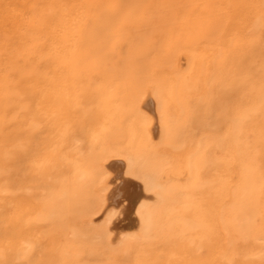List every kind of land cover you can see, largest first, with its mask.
I'll use <instances>...</instances> for the list:
<instances>
[{
    "label": "bare ground",
    "instance_id": "bare-ground-1",
    "mask_svg": "<svg viewBox=\"0 0 264 264\" xmlns=\"http://www.w3.org/2000/svg\"><path fill=\"white\" fill-rule=\"evenodd\" d=\"M42 1L37 107L0 111V264H264V0H216L208 51V1L162 0L120 68L109 20L141 0ZM7 9L5 106L27 30Z\"/></svg>",
    "mask_w": 264,
    "mask_h": 264
},
{
    "label": "rangeland",
    "instance_id": "rangeland-1",
    "mask_svg": "<svg viewBox=\"0 0 264 264\" xmlns=\"http://www.w3.org/2000/svg\"><path fill=\"white\" fill-rule=\"evenodd\" d=\"M25 1V2H24ZM88 1V0H87ZM102 1H104L105 2V0H102ZM112 2V0H108L107 2ZM138 1H140V0H138ZM142 2V4H141V6H144L143 7V10H141L142 9V7L140 6V7H137V8H135V9H137L135 12L133 11V7H132V12H130L129 13V11L130 10H127V11H125V9H123V13L122 14H124L125 12H127V14H128V17H129V15L132 13V15L133 16H131L130 15V18L131 17H134L135 15L134 14H136V18H133V21H136V19H137V22L136 23H133V22H131L129 19L130 18H123V20H122V22L124 21V19L126 20V24H124L123 26H124V29H122L121 30V23L122 22H120L121 21V19H118V21H116V22H113V21H115L116 20V18L115 17H117V16H115V17H112V20L110 19L109 21H111L110 23L111 24H109V25H112L113 23H114V25H117V26H115L114 27V25H113V27L114 28H116L115 29V32H114V30L113 31H111V34H112V37H113V40L111 41V39H108V38H106L107 39V42H108V40L109 41H111V43L112 44H114V46H115V42H117V40H119L118 42H119V45L116 47V49L112 52V53H110V52H108L107 54H106V56L111 60V61H113V62H116L117 64H116V66L118 67V68H120L121 66H122V64H123V62L124 61H127V59L128 60H132V57H134V49H135V46L136 47H138L139 45H138V43H140L139 41L141 40V39H138L141 35H142V33L144 32V30H145V28H146V25L148 24V23H151L154 19H156V17H157V15H159L158 13H157V11H156V8H157V6H158V3H160L162 0H147V1H143V0H141ZM166 3H174L175 2V0H164ZM206 1H208V3H206L205 5H204V7L205 8H203V19H202V27H201V29L203 30V37H204V40H203V42H204V45L206 46V47H204L205 49L204 50H206V49H208V50H210L209 48H211L212 47V42H213V39H214V36H215V26H216V24H217V3L215 2L216 0H206ZM42 0H40V1H38V0H20V3H19V1L18 0H0V4H4L5 6H7V11H10V12H12V13H23V15H24V17H25V22L27 23V25H25V22H24V25H25V27L27 28V30H26V33H25V35H26V37L24 38V43L26 44H23L24 45V48H23V52H22V56H23V69H24V71H25V79H24V82H26V84L23 82V87L26 89H22V90H19V92H21L22 94H18V90H10V92H13V93H10L11 95H14V96H11L10 95V97L12 98H10L9 96H7L8 97V99H6V98H4V99H6V100H4V102L5 103H7L6 104V106L1 102L0 103V111L1 112H4V114H5V111L7 110V109H9V110H7V112H6V114L7 115H17V114H19L20 112V114L19 115H21L22 114V111L24 112H26V111H29V110H33V109H35L36 107H37V98H36V95H37V93H35L36 92V88L34 87V85L36 84V82H38L39 81V79H38V72L36 71L38 68H39V65L40 66H43V65H45V60L43 59V58H39L38 57V53L37 54H35L36 53V51L38 52V50H37V47L35 46V43H37L38 42V40H37V35H36V33L37 32H39V29L38 30H36L35 31V29H37L38 27L37 26H33V25H37V24H35V23H37V21H38V18H37V16H39V14H40V12H39V10H40V8L41 7H39V6H42L43 4H42ZM91 2V1H90ZM13 3H15V4H13ZM23 3H24V5H23ZM25 3H27V4H25ZM37 3L39 4V5H37ZM133 3V1L131 2V3H129V2H127V3H125L124 4V6H123V8L126 6V4H132ZM13 4V5H12ZM18 4V5H17ZM29 4V5H28ZM34 4V5H33ZM110 3H106L105 5H108V7L109 8H111L110 7V5H109ZM2 5H0V7L2 6ZM12 5V6H11ZM15 5V6H14ZM30 5H32V6H30ZM36 5V6H35ZM129 5V7H131ZM18 6V7H17ZM20 6V7H19ZM26 7V9H28L27 10V12L25 11L26 9H23V8H25ZM151 6V7H150ZM23 7V8H22ZM29 7V8H28ZM33 9H32V8ZM37 7V8H36ZM107 6H106V8H108ZM34 8H36V9H38V11L36 10V9H34ZM102 8H105V6L103 7H101V9ZM125 8H128L127 6L125 7ZM150 8H152V9H150ZM32 9V10H31ZM18 10V11H17ZM29 10H30V13H29ZM141 10V11H140ZM148 10H149V12H148ZM125 11V12H124ZM32 12V13H31ZM38 12V13H37ZM140 12V13H139ZM153 12V13H152ZM29 13V14H28ZM37 15H35V14ZM97 13H99V10H96V14ZM137 13L138 14H140V16H138L137 15ZM126 14V13H125ZM127 14H126V16H127ZM0 15H1V12H0ZM30 15V16H29ZM31 15H33L32 17H31ZM121 16V15H120ZM118 16L119 18H121V17H124L125 15H123V16ZM138 17H140L142 20H140V18H138ZM144 17V18H143ZM27 18V19H26ZM33 18V19H32ZM115 20H114V19ZM34 19L36 20L35 21V23L33 22L34 21ZM32 20V21H31ZM130 22H129V21ZM128 21V22H127ZM150 21V22H149ZM32 22H33V24H32ZM118 22V23H117ZM143 22V23H142ZM131 25H130V24ZM133 23V24H132ZM120 24V25H119ZM134 25V26H133ZM142 25H144V26H142ZM28 26H30V27H28ZM31 26H32V28H34V27H36L35 29H32L31 28ZM129 26H131V28L129 27ZM112 26H111V29H114ZM132 27H135V28H133L132 29ZM118 28H120V31H119V29ZM123 28V27H122ZM34 30V31H33ZM32 31L33 32H35V35H34V33H32ZM27 32H29V33H27ZM132 32V34L131 35H129L130 36V38H132V39H130L129 38V36H128V34H130V33ZM135 32V33H134ZM28 34H30L29 36H28ZM34 36V38H33V36ZM38 34V33H37ZM1 36H0V44H2V41L6 38V36L4 35V37H3V35H2V32H1V34H0ZM16 35V34H15ZM14 35V36H15ZM117 37H116V36ZM124 35H125V38H124ZM32 36V37H31ZM128 36V37H127ZM133 36V37H132ZM30 37V38H29ZM135 37V38H134ZM4 38V39H3ZM32 38V39H31ZM28 39H30V40H32L33 41V39L34 40H36L35 42L33 41V43H32V41H29ZM136 39V40H135ZM13 40H15L14 38H13ZM132 40L134 41H136L135 43L134 42H132ZM30 42H31V44H30ZM123 42V43H122ZM133 43V44H132ZM11 44H13V45H15L16 44V42H10V45ZM32 44H33V46H35V47H33L32 46ZM107 44H110L109 42L107 43ZM125 44V45H124ZM27 45H29V46H27ZM37 46H38V43L36 44ZM111 45V44H110ZM126 45H129V46H126ZM135 45V46H134ZM209 45V46H208ZM114 46H113V48H114ZM25 47H31L30 48V50H33V51H30L29 49V51L28 50H26V48ZM129 47H131L133 50H132V52L127 56L126 55V53H127V50L129 49ZM209 47V48H208ZM0 48H2V45H0ZM107 48V47H106ZM2 51H0L1 52V54L4 52V48L3 49H1ZM108 49H106V51H107ZM208 50H206V51H208ZM25 51H27V52H25ZM118 51H119V53H118ZM32 52L34 53V54H32ZM27 55H26V54ZM0 54V55H1ZM25 55V56H24ZM31 55V56H30ZM118 55V56H117ZM26 56H30L29 58H27V59H29V65H31V66H29L28 65V61H26L27 59H26ZM37 56V57H36ZM127 56V57H126ZM33 60V61H32ZM25 61H26V63H25ZM38 61V62H37ZM122 61V62H121ZM20 62H22V60L20 61ZM39 63L38 64V66L36 67V69H35V66L33 65V64H35V63ZM99 62V61H98ZM97 62V63H98ZM13 63V62H12ZM12 63H11V65H12ZM43 63V64H42ZM91 64V63H90ZM89 64V65H90ZM88 65V66H89ZM28 66V67H27ZM32 68V69H31ZM27 71H26V70ZM29 70H33V71H29ZM98 70L99 71H103L104 70V63L103 62H99L98 63ZM29 74V75H28ZM27 78V79H26ZM119 78V77H118ZM34 81V82H33ZM28 89V90H27ZM31 90V91H30ZM15 91V92H14ZM27 92V94H25ZM35 93V95H33ZM25 94V95H24ZM19 95V96H18ZM16 96V97H15ZM21 96H22V98L23 99H27L26 101L24 100L23 101V99L21 98ZM24 96H25V98H24ZM27 96V97H26ZM29 96H31L32 98H33V100H32V98L31 97H29ZM34 96V97H33ZM17 97H19L18 99H16ZM10 98V99H9ZM29 98H31V99H29ZM22 101H21V100ZM30 100H31V102L34 104V107H32V104H31V102H30ZM11 101V102H10ZM13 101H14V104H13ZM17 101H18V103H17ZM34 101H35V103H34ZM25 102V103H24ZM15 103H16V106H15ZM24 103V104H23ZM30 103V104H29ZM1 104H2V106H1ZM9 104V105H8ZM14 105V107H16L15 109H13V111H12V109H10V108H13V105ZM23 104V105H22ZM26 104L27 105H31V108H28L27 109V107L28 106H26ZM7 105H8V107H7ZM6 107V108H5ZM3 108H4V111H2L3 110ZM17 108H19V109H21V111L19 110V109H17ZM6 109V110H5ZM23 109V110H22ZM16 110V111H15ZM20 111V112H19ZM10 112H12V113H10Z\"/></svg>",
    "mask_w": 264,
    "mask_h": 264
}]
</instances>
